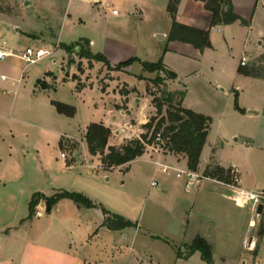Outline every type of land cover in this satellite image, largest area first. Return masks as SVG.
<instances>
[{"label": "crops", "instance_id": "crops-1", "mask_svg": "<svg viewBox=\"0 0 264 264\" xmlns=\"http://www.w3.org/2000/svg\"><path fill=\"white\" fill-rule=\"evenodd\" d=\"M25 1L15 0L16 10L12 15H5L0 8V26H6L15 35L22 36L29 41L33 39L38 47H43V44L48 43L50 49L43 47L50 50L48 55L53 54L51 47L62 49L67 60L73 58L61 45H73L83 40L89 41V47L93 53L104 54L113 67L132 58L138 59L125 67L123 71H112L113 76L123 74L124 80L130 75H135L136 78L139 76L155 78L157 72L147 71V74L139 75L132 71V67L135 63L143 67L141 61L156 62L162 57L166 67L177 74V78L165 80L170 87L169 91H185L182 105L203 113L201 110L194 109L189 103L191 93L187 79L206 66L207 60L210 63L215 62L214 59H209L210 51L215 49L212 30L217 26V32L220 33L222 32L221 26H226L220 24L211 27L212 15L205 9L203 2L181 0L176 15L179 23L201 30L210 29L212 47L200 50L191 43L170 40L173 19L167 10L169 0H76L75 2L68 0L64 7H61L60 0H28L29 4ZM259 2L264 4V0H232L234 12L247 23L243 24L237 20L227 25L247 26L248 18L252 12H255ZM116 5L120 10L116 9ZM59 7L63 8V13L59 16L62 20L60 26L58 28H53L50 24L48 26L47 24L50 23L48 14L53 13L54 9ZM114 9L117 13L113 12ZM74 21L83 25L89 22L92 26L91 32L77 35L66 42L62 36L68 25L73 24ZM49 32L52 42L44 40L47 39L46 34ZM0 50L5 52L4 58H0V264H107V262L97 260L99 254L103 253L97 243L100 238L104 239L103 244L107 243V237L115 233H120L127 239L126 231L132 229L135 239L137 233L141 231L139 222L137 227L111 230L103 225L104 215L99 208L80 207L69 198L61 199L54 205L51 212H47L46 202L41 199L36 206L34 216L30 218L29 203L32 196L35 193L51 196L66 188L76 189L108 210L127 217L128 214L99 196L100 194L93 186V180L83 171L88 168H101L106 172L120 168L127 172L138 161L151 162L156 168L169 166L171 169L181 163L188 168L187 158L183 154H176L165 148L163 151L155 149L151 152L146 149L142 156L131 162L106 169L101 156L92 155L89 152L85 138L88 125L92 122H101L111 128L113 134L111 133L109 137L108 145L112 146L140 137L144 132L143 125L149 121L150 116L156 115L154 112L156 107L150 99L151 95H146L149 101L146 109L139 108L138 113H136L138 107L133 106L132 98L126 100V105L130 110L128 112L117 106L127 95L110 94V87L104 90L99 87L98 83L87 84L85 82L87 79H82L86 70L83 69L78 73V63L74 61L69 62L75 64L74 71L68 70L66 60L60 65L54 59L52 61L54 65L46 61L35 66L47 55L35 63H29L22 57L25 50L17 53L2 43H0ZM94 62L96 61L93 60ZM73 75H78L79 79L75 80ZM252 77L255 78V76ZM39 79L44 81L46 88L38 84ZM255 79L264 80L261 77ZM78 82L83 85L81 89H77ZM67 84L71 85L72 91L69 98L62 93ZM93 88L99 90L98 98L105 104L100 119L90 120L83 125L79 124L81 132L79 138L68 135L66 129L75 122L78 110L74 116H67L57 111L53 101L73 103L77 108L78 96L82 98L88 89ZM136 101L138 102V98ZM108 115L111 116L109 120ZM131 115L136 122L130 121ZM52 136L60 137V143H62V138H69L78 140L81 144L78 160L74 157L71 160H68V157H61L63 158L61 163L64 165V171L61 172L50 168L51 159L48 151ZM116 138L117 141L114 142ZM209 145L211 147L213 143ZM208 151L205 152L203 148L202 164L207 160ZM218 158L222 165L229 166L223 161L220 152H218ZM75 163H78V188L67 184L76 180L77 175L69 173ZM198 170L196 172L202 174ZM66 171L68 173H64ZM154 180H151L149 189L154 187L152 186ZM239 183L238 185L243 188ZM234 189L235 187L231 184L204 175L200 183L195 186L192 196L188 194L193 189L189 192L184 189V194L187 196L184 194L181 196L177 188L169 184L162 186L161 190L164 195L171 194L172 204L169 212L174 219L173 229L176 234L164 239L175 250L176 264L181 262L208 264L202 259L200 251L194 252L187 258L177 256V250L180 248L182 252L187 250L186 245L191 243L197 235L206 238L213 246L214 264H242L243 261L247 264V258L242 251H250L246 245L251 237L249 223L255 216L252 206L242 207L235 203L241 217L234 216L235 219H239L241 227L238 230L236 248L232 255L220 252L217 247L216 243L221 237L217 238L218 234L215 232L217 217L210 210L217 196L233 202L234 199L227 194V190L232 192ZM191 225H195L197 230L189 236L188 229ZM150 236L156 237V235ZM240 246L243 250H240ZM133 250L130 248L125 255L127 262ZM217 254L220 260H217ZM234 256L235 258L232 259Z\"/></svg>", "mask_w": 264, "mask_h": 264}, {"label": "rangeland", "instance_id": "rangeland-1", "mask_svg": "<svg viewBox=\"0 0 264 264\" xmlns=\"http://www.w3.org/2000/svg\"><path fill=\"white\" fill-rule=\"evenodd\" d=\"M60 1L61 7H64L68 2V0ZM15 4V0H0V8L5 15L14 13L13 11L16 10ZM118 8V5H116V9L120 10ZM62 11L63 8L60 9L59 7L55 8L53 13L48 14L50 23L47 25L50 24L53 28H58L62 22L61 18L59 19L60 14L63 13ZM248 22L247 26L242 24L221 26L222 32L220 33L217 32L216 26L212 30L215 49L210 51L211 55L209 56V59L212 58L215 62L210 63L207 60L206 66L192 77H189L187 83L191 93L189 103L192 104L194 109L201 110L211 117L210 132L204 146L205 152L209 149L210 151H208L206 162L201 163L198 171L203 175L208 167L213 169L216 165H222L218 158V152H220L223 161L229 164V166L222 165L225 169H231L233 165L237 166L238 171L235 174L231 171V174L240 177L239 184L243 188L258 191L264 188V80L255 79L256 77L242 73L240 69H252L253 72L264 78V4L262 2L258 3L255 12H252L248 18ZM91 28L89 22L83 25L74 21L73 24L68 25L62 38L69 42L68 40L77 35L89 34ZM46 37L47 39L44 40L52 42L50 32L46 34ZM0 43L10 47L17 53L22 52L28 46L33 48L37 46L33 39L29 41L22 36H17L4 25L0 26ZM81 44L84 45L83 42ZM43 47L50 49L48 43L43 44ZM51 50L53 54L47 55L35 66L46 61L53 63L52 61L56 59L58 65L66 60L68 70L74 71L76 69L75 64H70V59L68 61L65 58L66 54L62 49L51 47ZM69 56L73 58L76 64H81V69L86 70V73L82 75V79H87L85 80L87 84L94 85L98 83L99 87L104 90L110 87V94L113 95H124L125 91H130L126 94L125 99L122 98V102L117 105L119 109L128 112H130L129 107L126 105L128 99L132 98L133 106L138 107V110L136 109V113H138L141 108L145 110L148 106L149 101L146 95H151L149 91H154L156 95L160 96L163 89H170L168 83L155 87L151 78L143 77L144 80H142L139 77L136 78L135 75H130L126 76L125 81L123 74L113 76L112 71H123L125 67L122 70L108 69L100 61L92 62L90 65V62L86 58H81L77 52H70ZM243 58L246 59L245 67L241 66ZM132 71L139 75L148 73L138 63L133 65ZM80 72L82 71L78 70V73ZM71 92L70 84L64 86L62 93L66 98H69ZM144 96L146 97L143 98ZM98 97L99 90L97 88L88 89L82 98L78 96L76 103L78 113L75 122L66 129L68 135L79 138L81 135L79 124L83 125L90 120L97 121L100 119L105 104ZM136 98H138V102ZM150 99L153 100V95L150 96ZM69 104L74 105L73 103ZM167 107V104L163 107L164 112ZM250 110H256L257 112L253 113ZM154 112L157 113V109ZM107 118L109 120L111 116L108 115ZM130 121L136 122L132 115ZM146 132L147 129H144L143 133ZM111 133L113 134L112 129ZM151 134L152 130L149 132V137ZM132 140L115 145H125ZM116 141L117 138L114 142ZM209 143H213V145L210 147ZM146 149L148 152L155 149L163 151V147L155 140L152 144H148ZM80 150L81 144L78 140L62 138L61 144L60 137L52 136L48 151L51 159L50 168L60 172L64 171V165L61 163L63 161L61 153L64 152L68 160L73 157L78 160V151L80 152ZM155 168L156 166L151 162L138 161L127 172L122 171L120 168H114L106 172L101 168H88L83 171L85 175L93 180V186L100 194L98 195L102 199L105 198L106 202L115 208H120L128 214L127 217L131 220L138 221L141 230L137 233L135 239L133 238L132 229L126 231L128 234L127 239L120 233H115L107 237V243L103 244L104 239L101 240L100 238L97 243L103 253L99 254L98 262H107V264H176L175 250L164 239L176 234L173 229L174 219L169 212L172 204L171 194L164 195L161 189L165 184H169L173 188H177L182 196L185 191V179L184 177H177L176 172L177 169H187V167L184 163H181L175 168H171L167 173L163 172L160 167L156 168L157 170ZM69 173L77 176L75 181L67 183L68 186L78 188V163L72 166V171ZM153 179L157 181L158 185L149 189V184ZM234 182L238 184L232 177L230 184L233 185ZM66 189L78 191L71 188ZM192 189L188 195L192 196L195 187ZM235 192V189L232 192L227 190V194L231 195L232 198ZM210 210L217 217V230L215 231L218 234L217 238L221 237L216 243L217 247L220 252L232 255L235 252L238 230L241 227V223L237 219L241 217L238 212L239 208L235 206L234 201L231 202L217 196L213 200ZM234 215H237L236 219ZM196 230V226L191 225L188 229V235H192ZM150 235H156V237ZM250 235L255 236L257 247L250 250V252L243 250L240 246V250H243L242 253L247 258V264L260 262L264 264L263 215L254 230L250 232ZM130 248L134 250L127 262L125 255ZM183 252L187 253L188 251ZM217 260H220L218 254Z\"/></svg>", "mask_w": 264, "mask_h": 264}, {"label": "trees", "instance_id": "trees-1", "mask_svg": "<svg viewBox=\"0 0 264 264\" xmlns=\"http://www.w3.org/2000/svg\"><path fill=\"white\" fill-rule=\"evenodd\" d=\"M181 0H169L167 10L173 19V26L170 32V40H180L193 44L200 50L212 47L210 39V29L201 30L189 25L179 23L176 19L178 7ZM204 4L205 9L211 12V27L220 24H231L240 20L243 24L247 21L236 14L233 10L232 0H196ZM230 6V9L226 7ZM81 42L84 43L81 44ZM67 52H77L81 58H86L90 65L94 61L103 62L108 69L122 70L135 62L136 58L121 62L113 67L106 56L102 53H93L89 47V41L83 40L73 45H61ZM73 61V59H70ZM144 69L149 72H157V76L151 81L155 87L164 84L166 79H175L177 74L168 69L161 57L156 62L141 61ZM81 64L78 63V69H81ZM242 73L255 77H262L252 69H240ZM73 78L79 79L78 75H73ZM143 79V77L139 76ZM38 84L46 88L44 81L39 79ZM83 85L78 82L77 89H81ZM149 90V86L147 87ZM130 91H125L126 95ZM153 95V104L157 109L156 115L152 116L149 121L143 125L147 129L146 133H142L139 138L133 139L129 143L121 146L108 145L111 129L101 122H92L88 125L85 138L88 144L89 152L92 155H100L101 161L106 169L120 166L131 162L132 160L142 156L146 152L148 144H152L158 133H161L162 141L159 143L161 147L168 149L176 154H183L187 158L188 168L198 170L202 159V151L206 144L208 132L211 126V117L200 112H196L182 105L185 97V91H169L163 89L161 95L158 96L154 91H149ZM57 111L67 116L76 114V107L64 102L53 101ZM167 104V109L163 107ZM239 108V107H238ZM152 134L149 137V132ZM62 144V143H61ZM208 167L204 172V176L211 177L227 184L231 183V169H225L221 165H216L213 169ZM72 199L78 206L86 208H99L104 215L103 225L111 230H121L127 227H137L138 221H132L127 217L112 212L103 205L96 203L89 196L82 192L70 191L63 189L51 196H46L42 193H35L29 203V217H33L36 212V206L41 199L46 202L47 212H51L54 205L61 199ZM264 217V215H263ZM187 253H183L180 249L177 250L178 257H189L194 252L200 251L202 259L208 264H214L213 246L208 240L200 235H197L193 241L186 245Z\"/></svg>", "mask_w": 264, "mask_h": 264}, {"label": "built area", "instance_id": "built-area-1", "mask_svg": "<svg viewBox=\"0 0 264 264\" xmlns=\"http://www.w3.org/2000/svg\"><path fill=\"white\" fill-rule=\"evenodd\" d=\"M113 12L117 13V10L114 9ZM48 54H50V50H47L43 47L36 46L34 48L33 47L26 48L25 51L22 53V57L26 61H28L29 63H35ZM4 56H5V52L0 50V58H4ZM241 65H246V59L245 58L242 59ZM161 141H162L161 133H158L157 136L155 137V142L159 144ZM61 157L66 158V154L64 152L61 153ZM161 169L163 172L167 173V172H169L170 167L169 166H163ZM231 171L234 172V174H235V172L238 171L237 166L233 165L231 168ZM176 176L179 178L184 177V179H185V190L188 192L191 191L192 188L195 187L197 184H199L202 177H203L202 174H199L198 172L191 170L189 168L177 169ZM233 177H234L235 181L239 183L240 177L237 175H234ZM157 185H158V183L156 180L152 181V186H157ZM232 186L235 187V190H236V192L233 196L235 203L238 206H242V207L247 206V205H251L254 212H255L254 218L249 223V229H250V231H252V230H254V228L259 223L262 215H264V209H263L262 215L260 217H257L258 205L261 203L264 204V189H261L258 191H248L246 189L241 188L235 182L233 183ZM252 236H254V235H252ZM254 238H255V236H254ZM255 246H256V238H255L254 246L250 247L249 242L247 244V247L250 250H253L255 248ZM257 264H263V263L260 262Z\"/></svg>", "mask_w": 264, "mask_h": 264}, {"label": "water", "instance_id": "water-1", "mask_svg": "<svg viewBox=\"0 0 264 264\" xmlns=\"http://www.w3.org/2000/svg\"><path fill=\"white\" fill-rule=\"evenodd\" d=\"M25 3L26 4H29L30 1L26 0ZM226 8L227 9H230L231 7L230 6H227ZM161 36H164V35L161 34ZM250 112L256 113L257 111L256 110H250ZM263 209H264V204H262V203L259 204L258 205V208H257V217H260L262 215ZM254 244H255V238H254V236H251L250 237V241H249V246L252 247V246H254ZM242 264H245V261H243Z\"/></svg>", "mask_w": 264, "mask_h": 264}]
</instances>
